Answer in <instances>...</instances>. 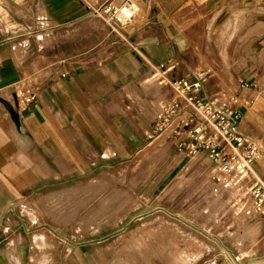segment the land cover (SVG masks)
Returning <instances> with one entry per match:
<instances>
[{
    "label": "crops",
    "instance_id": "0c3cea01",
    "mask_svg": "<svg viewBox=\"0 0 264 264\" xmlns=\"http://www.w3.org/2000/svg\"><path fill=\"white\" fill-rule=\"evenodd\" d=\"M107 1L111 0H0L1 217L14 203L29 199L36 188L49 191L48 187L62 186L64 179L88 173L96 163L126 159L128 140L145 139L160 102L173 95L168 84L153 83L150 100L147 96L142 100L149 112L144 115L141 104L128 101L126 89L141 88L140 80L159 66L171 79L189 80L196 70L210 67L202 59L195 62L196 39L190 27L196 12L209 14L228 0H144V23L122 34L102 28L92 13L93 6ZM255 8L264 14V0ZM262 14L254 15L252 27L264 25ZM38 20L50 28L38 27ZM97 35L102 36L100 43ZM83 38L93 44L76 59H68L61 47L66 43L77 47ZM240 47L235 54L231 50L236 60L228 72L235 84L211 76L200 96L239 98L237 133L260 145L262 154L253 169L264 180V60L260 58L264 30L248 34ZM20 90L33 91V102L19 105ZM206 157L202 150L180 160L201 174L206 171ZM246 220L260 228L254 217ZM0 253V258L8 259L6 264H14L8 248H0ZM96 255L101 251L94 244L66 242L53 264H95ZM28 257L22 254L19 264H30Z\"/></svg>",
    "mask_w": 264,
    "mask_h": 264
},
{
    "label": "rangeland",
    "instance_id": "374dc122",
    "mask_svg": "<svg viewBox=\"0 0 264 264\" xmlns=\"http://www.w3.org/2000/svg\"><path fill=\"white\" fill-rule=\"evenodd\" d=\"M121 1L112 3L118 5ZM129 1L137 4V14L128 24L109 29L113 34L130 32L132 25L144 23V0ZM260 1L228 0L224 7L209 14L195 13L190 27L196 39L195 62H207L212 78L216 75L235 84L228 73L236 60L231 50L235 54L248 34L259 35L264 30L262 23L254 27L251 24L254 15L262 14L255 8ZM100 39L102 36L97 35L98 43ZM91 44L83 38L77 47L66 43L61 48L68 59L74 60ZM260 58L264 60V52ZM240 63L244 65L245 61ZM160 79L152 71L140 80L142 89H126L128 101L141 104L144 115L149 112L142 106L143 99L152 94L151 85ZM149 134L147 130L145 139L128 140L125 160L96 163L88 173L64 179L62 186L48 187L49 191L36 188L29 199L14 203L7 214L0 216V248H8L14 264H19L22 254L29 255L30 264H53L55 253L66 242H85L100 248L95 264H160L151 250H138L128 238L163 232L164 222L178 227L191 243H197L187 251L188 257L193 253L198 257L191 264H264V224L259 228L245 223L225 206L223 199L210 194L208 181L218 163L207 155L206 171L200 174L180 160L188 156L178 146L186 139L185 134L161 132L148 138ZM131 143H136V148ZM143 225H147L145 230ZM177 243L184 247L183 239ZM91 251L89 248L87 252ZM145 251L152 253L148 259L143 257ZM7 261L0 258V264Z\"/></svg>",
    "mask_w": 264,
    "mask_h": 264
},
{
    "label": "built area",
    "instance_id": "2783aa9c",
    "mask_svg": "<svg viewBox=\"0 0 264 264\" xmlns=\"http://www.w3.org/2000/svg\"><path fill=\"white\" fill-rule=\"evenodd\" d=\"M96 6L92 7L93 15L101 19L102 28L110 29L128 24L138 9L137 4L129 0H122L118 5L108 2ZM40 21H37L38 27L50 28ZM167 71L157 67L156 73L161 77L157 83L168 84L173 95L160 102L151 120L148 137L181 131L186 139L178 143L180 151L193 156L203 150L218 163L217 171L208 181L210 194L223 199L237 218L254 217L264 224V180L253 169L262 154L261 147L255 140L237 133L241 101L236 95L202 99V85L212 76L207 67L196 70L192 80L186 76L171 79L167 77ZM16 97L19 105H28L35 99V93L20 90ZM262 239L264 242V237Z\"/></svg>",
    "mask_w": 264,
    "mask_h": 264
},
{
    "label": "bare ground",
    "instance_id": "6f19581e",
    "mask_svg": "<svg viewBox=\"0 0 264 264\" xmlns=\"http://www.w3.org/2000/svg\"><path fill=\"white\" fill-rule=\"evenodd\" d=\"M261 19H264V14L261 15ZM243 220V219H242ZM245 223L247 222L244 221ZM165 226L163 232H153L150 236L133 234L128 238L129 242L134 243V247L138 250H151L156 258L160 261V264H191L194 263L196 258L195 253L191 254V258L188 257L190 246H197L196 242H190V240L182 234L178 227L168 225L167 223L161 222ZM148 225V224H147ZM147 225H143L142 229H146ZM152 229V228H151ZM157 230V229H156ZM183 248L179 246L177 241H182ZM195 241V240H193ZM137 246V247H136ZM144 252L143 257L149 258L148 255L151 252ZM3 256V253H0ZM126 259L128 258V254ZM190 259V260H189Z\"/></svg>",
    "mask_w": 264,
    "mask_h": 264
},
{
    "label": "water",
    "instance_id": "95a60500",
    "mask_svg": "<svg viewBox=\"0 0 264 264\" xmlns=\"http://www.w3.org/2000/svg\"><path fill=\"white\" fill-rule=\"evenodd\" d=\"M7 107L10 109L9 111L11 112L12 116L15 117V112H14V110H13L9 105H7Z\"/></svg>",
    "mask_w": 264,
    "mask_h": 264
}]
</instances>
